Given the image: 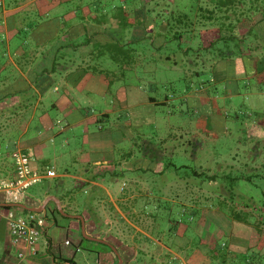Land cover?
Listing matches in <instances>:
<instances>
[{
    "label": "crops",
    "instance_id": "obj_1",
    "mask_svg": "<svg viewBox=\"0 0 264 264\" xmlns=\"http://www.w3.org/2000/svg\"><path fill=\"white\" fill-rule=\"evenodd\" d=\"M68 1L0 0V179L14 177L11 152L16 147L30 151V165L34 170H54L52 161L61 164L63 170L56 173L59 186H53V178L44 179L39 183H43L42 188H33V191L28 192L29 188L18 202L32 208L44 204L41 211L4 206L2 204L8 202L0 193V264H76L75 256L81 250L83 237L81 220L76 217L78 215L84 220L85 234L113 245L122 257L121 264L153 262L155 260L150 258L145 249L143 253V248L136 240V236L152 238L140 224V218L147 213L145 203L148 198L137 195L135 188L146 185L150 189L156 187L160 190L163 186L160 183H165L162 179L169 184L164 174H153L162 169L153 154L160 159L164 156L172 159L185 147L182 142L185 134L195 140L215 139L217 130L223 128L226 119L216 114V106L212 102V110L196 120H189L186 129L179 123L172 131L167 129L162 137H156V147L160 150L156 147L150 149V142H146L144 151L139 150L140 158H136L134 146L128 151L116 147V143L112 142L111 129L105 128L110 122L111 112H120V116L127 113L130 123H148L149 109L158 103L168 102V97L164 98L165 101L157 102L151 96L138 97L136 87L126 90L119 85L114 91L116 104L112 109L104 108L96 114L95 106L105 102L99 104L97 99L105 98L111 87L110 75L114 74L101 65L102 60L108 57L118 61L123 59L128 63L134 60L122 48L120 50L125 52L123 58L116 55L112 57L106 52L116 49L113 44L117 40L128 39L130 43L137 37L126 36L121 29L122 20H115L113 16L108 22L109 19L99 18V13H93L104 11L103 7L66 6ZM77 1L80 4L84 2ZM126 19L124 24L134 28L133 34L138 26L145 27L142 33L151 39L166 36L167 32L172 36L175 32L183 31L185 26L175 19L160 25L153 20ZM188 23H191L192 29L181 40L190 45L186 48L194 47L196 50L201 47L200 51L209 53L210 58L203 62V66L214 68L213 79L230 84L222 98H226L225 101L239 113L243 108H263L258 98H264L262 58L255 55L250 66L245 68L240 58L236 57L228 78L223 66L227 61L217 59L211 49H206V44L217 37L216 27L196 20ZM246 25L244 20L239 26ZM40 31L45 33L44 36L39 35ZM173 37L178 36L174 34ZM200 42L202 46H198ZM166 58L169 59L168 56ZM213 64L217 65V69ZM238 79L248 82L241 91L247 103L234 98L240 94L236 82ZM186 97L201 104L211 103L214 99L204 88L196 89ZM256 114V119L251 122L243 123V119L231 122L264 134V113ZM123 127L126 129L129 126ZM57 138L60 139L59 146L55 145ZM140 160L142 165L136 166L135 162ZM153 162L159 166L153 168ZM149 169L153 172L147 173ZM118 180H121V184ZM180 180L177 177L175 181L179 184ZM93 189L101 190L102 194L92 197L91 203L83 206V198L78 197L79 192L85 194ZM56 201L66 215L59 211L58 214L53 213L55 209L58 210ZM45 211L49 218H46ZM17 216L28 218L40 229L35 254H31L24 243H14L11 239L7 222ZM249 230L248 226L235 222L228 239L231 242L233 239L239 240L236 235ZM66 240L69 244H65ZM235 245L234 241L232 246ZM101 247L104 262L115 264L117 256L113 250ZM160 247L162 251L166 248L161 243ZM247 247H250L249 240ZM229 250L230 256H233L232 251L244 253L241 246ZM20 253L24 255L19 256ZM168 262L171 263L170 260ZM153 264H157L156 261Z\"/></svg>",
    "mask_w": 264,
    "mask_h": 264
},
{
    "label": "rangeland",
    "instance_id": "obj_2",
    "mask_svg": "<svg viewBox=\"0 0 264 264\" xmlns=\"http://www.w3.org/2000/svg\"><path fill=\"white\" fill-rule=\"evenodd\" d=\"M69 1L66 6L103 7L104 11L99 10L93 13H99V18L109 19L108 22L113 16L115 20H122L121 29L125 31L126 36L137 37L130 43L128 39L117 40L113 44L116 49L106 52L112 57L116 55L123 58L125 52L120 50L122 48L134 60H131V63L109 57L102 60L101 65L114 74L110 75L111 87L105 98L97 99L99 104L102 101L105 102L98 107L95 106L96 114L104 108L112 109V106L116 104L114 91L119 85L126 90L136 87L138 97L151 96L157 102L165 101L164 98L168 97V102L158 103L149 109L150 122L148 123L137 121L130 123L127 113H122L120 116V112H111L110 122L105 125V128L111 129L112 142L116 143V147L128 151L134 146L135 157L140 158L139 150L144 151L146 142H150L149 148L154 149L157 146L156 137H162L167 129L172 131L173 127L179 123H182L186 129L189 120H196L212 110V102L216 106V114L226 119L223 128L217 130L215 139L197 138L195 140L191 135L183 136L182 142L184 141L185 147L180 150L181 153L175 154L169 160L178 169L173 171L171 167H167L164 173L169 184L162 179L165 183H160L163 185L161 189L159 188L160 190L156 187L150 189L146 185L135 188L134 192L137 195L141 194L146 196L144 199H149L145 203L147 213L143 217L140 215L142 217L140 224L152 239L136 236L139 246L143 248V253L145 249L157 264H169V260L170 264H209L212 254L210 255L208 250L212 246L214 250L226 254L224 264H237L240 260L235 257L242 253L232 251L233 256H230L229 249L241 246L244 249L243 254L247 252L251 256V264H264V224L255 225L254 222L258 220L257 215L264 212V134L257 130L250 131L248 127H240L231 122L236 119L239 121L243 119V123L254 121L257 112L264 113V98L258 97L263 108L251 110L243 108L239 113L236 108L226 102V98H222L230 85L229 82L213 79L214 68L203 66V62L210 58L209 53L198 52L194 47L187 53H183L182 49L190 45L188 42H180L177 38L170 37V32L169 34L167 32L166 36L153 37L154 41L151 42L153 38L151 39L149 35L145 37L142 33L146 30L145 27L138 26L136 33L133 34L134 28L124 24L125 19L131 17L138 21L153 20L155 24L160 25L165 21L170 22L172 18H177L183 13H186L187 19L191 21L208 23L210 19L202 18V15L208 16L209 13L199 11V7L210 10L214 6V1L83 0L82 4L77 0ZM99 9L102 10L100 7ZM214 21L216 19L213 18L212 22ZM44 34L41 32L39 35L44 36ZM234 41L229 43L233 44ZM221 46H223L221 41L213 46L214 55L217 53V48ZM166 56L169 59H165ZM224 65H226L224 72L229 78L231 76L229 64ZM213 66L217 69V65L213 64ZM236 82L240 94L234 96L235 100L247 103L246 96L241 94L248 85L247 80L238 79ZM202 88L214 97L211 103L201 104L186 97L194 90ZM124 125L129 127L125 129ZM59 140V138L56 139V146L60 145ZM156 149L160 150L157 147ZM167 161V158L161 159L159 161L161 167ZM142 163L141 160L135 162L136 166ZM153 163V168L159 166ZM51 165L56 173L63 171L61 164L52 161ZM152 172L149 169L147 173ZM212 174L217 176L215 183H209L208 176ZM177 177L181 179L179 184L175 181ZM56 178L51 179V182H54ZM118 183L121 184V180H118ZM42 185L43 183H38L34 185L35 187H30L28 192L33 191V188H42ZM221 189L226 193H222ZM78 197L83 198L84 194L79 192ZM138 198L141 201V198ZM243 206L247 207L246 212L254 214V218L248 216L247 219L252 222L247 225L250 230L239 233L236 235L239 240L233 239L231 242L220 230L228 228L230 221L228 218L233 215V208L236 209L239 217L242 219L246 217V214L241 211ZM261 216L264 215L261 214ZM248 240L250 247L246 248ZM234 241L237 246H232ZM160 243L166 247L163 251L160 250ZM100 248H102L101 244L83 239L81 250L75 256L76 264H106ZM143 258L146 259V257ZM212 259L214 264L221 262L215 257ZM233 259L237 262H233ZM155 261H146L147 263L143 261V264H153Z\"/></svg>",
    "mask_w": 264,
    "mask_h": 264
},
{
    "label": "trees",
    "instance_id": "obj_3",
    "mask_svg": "<svg viewBox=\"0 0 264 264\" xmlns=\"http://www.w3.org/2000/svg\"><path fill=\"white\" fill-rule=\"evenodd\" d=\"M214 6L212 9H203L201 6L199 7V11H207L209 13L208 16L202 15V18H207L209 20L208 23H210V26H215L217 30V37L212 39L211 41L206 44V49H211V52L213 51V46L218 42L221 41L223 46L221 48H217V53L215 54L217 59L227 61L224 64H229V73L232 74L233 68H234V60L236 57L240 58L243 61V65L245 68H248L251 64V60L255 55H259L262 60L264 61V0H213ZM187 14L183 13L181 15H178L177 18H174L175 21H177L179 24H184L183 31L175 32L174 34L177 35V38L180 42H182L181 38L185 36V33H190V30L192 29L191 23H188V21H191L187 19ZM214 16V17H213ZM213 18L216 19V21H213ZM173 19V18H172ZM171 19V20H172ZM218 19V20H217ZM246 21L247 25L244 27H240L242 21ZM212 22V23H211ZM171 37H173V35ZM235 39V41H234ZM230 41H234L233 44L229 43ZM202 42L198 44V46H202ZM190 48H185L184 53H187ZM201 47H197L196 51H200ZM213 53V52H212ZM168 59V58H166ZM223 66L225 67L226 65ZM264 84V80H263ZM153 158L155 161H160V157L156 154H153ZM163 158H167V163L164 164L161 170L158 171V173H155L157 175L164 174L167 170V167H171L173 171H176L178 167L173 164L171 161H169L171 158L170 156H164ZM162 158V159H163ZM195 175H198L197 172H194ZM217 176L212 174L208 176L209 181L216 182ZM60 183L58 180L55 179L53 186L57 187ZM222 193H226L225 190H220ZM220 192V193H221ZM101 190H90L84 194L82 203L83 206L89 205L91 202V198L94 196L101 195ZM243 211L246 214V217L242 219L239 217L238 212L235 208H233L232 216L228 218L230 221L228 223V228L221 229V233L225 235L226 237H229L230 231L235 224V222L242 223L244 225H250L252 222H250L247 218L248 216H251L254 218V214L251 212H246L247 207L243 206ZM8 208V207H7ZM28 213H32L27 210H23ZM59 213L57 209L53 211V213ZM48 213L45 211L46 218H49L47 215ZM264 215V212L261 213ZM261 214L257 215V221L255 220V225L258 224H264V216H261ZM84 238L82 237V240ZM104 248L107 250L111 249L101 244ZM209 253L211 255V261H209V264H214V260L212 259L215 257V259H220L221 262L217 264H224L225 263V256L226 254L214 250L212 246L209 248ZM219 256V258H218ZM221 257V258H220ZM235 257V256H234ZM237 260H240L237 264H251V256L246 252L245 254H240L236 256ZM234 260V259H233ZM217 261V260H216ZM233 262H237L236 259ZM117 263V258H116ZM170 264V263H169ZM234 264V263H233Z\"/></svg>",
    "mask_w": 264,
    "mask_h": 264
},
{
    "label": "built area",
    "instance_id": "obj_4",
    "mask_svg": "<svg viewBox=\"0 0 264 264\" xmlns=\"http://www.w3.org/2000/svg\"><path fill=\"white\" fill-rule=\"evenodd\" d=\"M14 164V177L0 179V193L8 203H18L30 187L42 182L44 179L57 177L53 169L45 168L37 171L31 168V153L28 150L16 147L11 152ZM9 234L14 243H24L31 254L36 253V244L40 236V229L32 221L23 216L10 218L7 222ZM69 244V241H65ZM20 253L19 256H23Z\"/></svg>",
    "mask_w": 264,
    "mask_h": 264
},
{
    "label": "water",
    "instance_id": "obj_5",
    "mask_svg": "<svg viewBox=\"0 0 264 264\" xmlns=\"http://www.w3.org/2000/svg\"><path fill=\"white\" fill-rule=\"evenodd\" d=\"M56 202H57V208H58V211L61 212L62 214H65V213L62 211V208L60 207L59 202H58V201H56ZM2 205H4V206H17V207H22V208H25V209L30 210V211H41V210L43 209V206H44V204H43V205L40 206L39 208H32V207H26V206H24L23 204H20V203H3ZM65 215H66V214H65ZM70 216H71V215H70ZM76 217H79L80 220H81V233H82V236H83L85 239H87V240H93V241H96V242H100V243L105 244V245H107L108 247H110V248L113 250L114 254L117 256V259H118V260H117V264H121V263H122V259H121L120 255L118 254V251L114 248V246L111 245L110 243L106 242V241L103 240V239H99V238H95V237H91V236L86 235V234H85L84 220H83L82 217L79 216V215L76 216Z\"/></svg>",
    "mask_w": 264,
    "mask_h": 264
}]
</instances>
